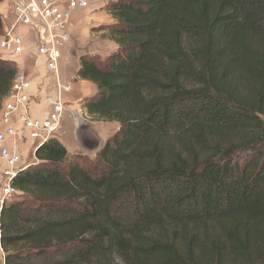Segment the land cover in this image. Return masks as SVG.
<instances>
[{
	"label": "trees",
	"instance_id": "1",
	"mask_svg": "<svg viewBox=\"0 0 264 264\" xmlns=\"http://www.w3.org/2000/svg\"><path fill=\"white\" fill-rule=\"evenodd\" d=\"M107 11L118 48L77 76L120 130L94 172L57 138L39 148L1 211L4 264H264V0ZM16 72L0 59V106Z\"/></svg>",
	"mask_w": 264,
	"mask_h": 264
},
{
	"label": "built area",
	"instance_id": "2",
	"mask_svg": "<svg viewBox=\"0 0 264 264\" xmlns=\"http://www.w3.org/2000/svg\"><path fill=\"white\" fill-rule=\"evenodd\" d=\"M4 2L11 17L0 36V52L17 72L0 106V215L21 194L15 180L36 165L28 162L27 154L37 159L39 148L61 129L66 98L75 90L74 82L62 76V47L71 40L74 14L91 5L90 0Z\"/></svg>",
	"mask_w": 264,
	"mask_h": 264
},
{
	"label": "rangeland",
	"instance_id": "3",
	"mask_svg": "<svg viewBox=\"0 0 264 264\" xmlns=\"http://www.w3.org/2000/svg\"><path fill=\"white\" fill-rule=\"evenodd\" d=\"M114 1L116 0H111L110 2L108 1L109 2L108 5ZM5 6H6L5 7L6 14H4V19L2 18L4 27L5 25L9 24L8 19L11 17V11H10L11 8H9L8 4H6ZM114 23L108 26L105 25L97 29L98 32H102L99 34L100 36L98 38L103 37L109 40L110 44L108 42H106V44L109 47V49H110V45L112 46L110 50L111 53L114 52L118 48L116 42L112 39L110 32H109L110 28L114 25ZM77 35L79 36V39H77V41H74L71 36V40L67 43H64L62 47L63 58H62V62L60 65L62 76L63 78L74 82L75 90L72 95H69L66 98V100L68 101V105H67L68 107H67L66 113L63 116L61 129L58 131L56 138L60 142H62V144L67 148L68 152L72 156V158H70L71 162L76 159L75 157L76 155H80L82 156L81 161H79V159H76V160L81 162V164L85 166V168L94 172L95 170L102 168V166L99 164V161H98L100 157V153L103 147L106 145V143L118 133V131L120 130V124L117 122H104V121L98 122L94 120L95 118L91 117L88 114L87 110L85 109L86 102L90 100L92 97L84 98L85 93L82 92V90L80 89V85H79L80 82H77V80L75 82L74 80L76 79L77 71L80 68V60L78 61L74 58L77 55H85L87 53L86 49L88 48L89 44L86 42L85 36L81 34H77ZM93 39L95 38H92V40ZM89 50L98 51L100 50V46L94 44L89 47ZM8 58L5 54L0 52L1 60L12 62ZM68 61H71V62L68 63ZM25 68H27L29 71L32 70L30 63H27ZM97 91L98 89L96 86L95 92ZM84 127L90 130L91 135L94 136L95 140H97L98 138L97 141L100 144L97 149L94 147V144H95L94 139H92L93 141L89 142L88 144L87 143L85 144L84 142L85 139L83 136L84 130H85ZM81 136H83V139L81 138ZM92 143L94 144L92 145ZM27 160L29 163L34 162L37 166L41 164V162L38 159H34L32 157V154H27ZM36 165L34 166L36 167ZM34 166L33 168H35ZM61 169L66 171L67 163L62 165ZM24 198H25V195H22V194L17 195L12 199L10 204L21 201ZM4 258H5V253L3 252V249L1 248V245H0V264H4Z\"/></svg>",
	"mask_w": 264,
	"mask_h": 264
},
{
	"label": "crops",
	"instance_id": "4",
	"mask_svg": "<svg viewBox=\"0 0 264 264\" xmlns=\"http://www.w3.org/2000/svg\"><path fill=\"white\" fill-rule=\"evenodd\" d=\"M108 1L110 2L111 0H90V4H91L90 8L86 11H77L74 14V17H73L72 23H71V25H72L71 26L72 39L74 41H77V39H79V36L77 34H81V35L85 36L86 42L89 44L88 48L86 49L87 53L85 55L97 58L101 61H104L110 54L113 53V52L111 53V51H110L112 46L110 45V49H109V47L106 44V42L109 43V40L107 38H103V37L98 38L100 36L99 34L102 32L97 31V29H99L100 27H103L105 25L108 26V25L114 23V21H115L106 9L107 5L109 3ZM5 5H6V3L3 1L0 3V15L3 19H4V14H6L5 13V11H6ZM92 38H95V39L92 40ZM94 44L99 45L100 50L90 51L89 47L94 45ZM85 55H77L74 59L79 61L81 56H85ZM70 62L71 61H68V63H70ZM78 71H77V73H78ZM74 80H75V82H76V80H77V82H80V84H79L80 89L82 90V92L85 93L84 98L93 97L96 95V93H97V92H95L96 86L93 83H91L89 81L80 80V79H78L77 76H76V79H74ZM83 136L85 139V141H84L85 144L87 142V139H91L89 142L93 141L92 139H94V136L91 135L90 130L86 129V128L84 130ZM83 136H81L82 139H83ZM82 139H80V140H82ZM97 140H98V138H97ZM79 142H81V141H79ZM92 145H93V143H92Z\"/></svg>",
	"mask_w": 264,
	"mask_h": 264
},
{
	"label": "water",
	"instance_id": "5",
	"mask_svg": "<svg viewBox=\"0 0 264 264\" xmlns=\"http://www.w3.org/2000/svg\"><path fill=\"white\" fill-rule=\"evenodd\" d=\"M94 140H95V138H94ZM97 142H98V141L95 140V141H94L95 144L93 143V144H94V147H95L96 149L99 147V144H100L99 142H98V143H97ZM92 147H93V146H92ZM92 149H94V148H92ZM90 151H92V150H90Z\"/></svg>",
	"mask_w": 264,
	"mask_h": 264
},
{
	"label": "flooded vegetation",
	"instance_id": "6",
	"mask_svg": "<svg viewBox=\"0 0 264 264\" xmlns=\"http://www.w3.org/2000/svg\"><path fill=\"white\" fill-rule=\"evenodd\" d=\"M89 141H90V139H87V142H86V143L88 144V143H89Z\"/></svg>",
	"mask_w": 264,
	"mask_h": 264
}]
</instances>
